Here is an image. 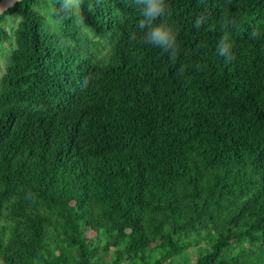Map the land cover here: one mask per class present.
<instances>
[{
	"label": "trees",
	"instance_id": "1",
	"mask_svg": "<svg viewBox=\"0 0 264 264\" xmlns=\"http://www.w3.org/2000/svg\"><path fill=\"white\" fill-rule=\"evenodd\" d=\"M167 5L174 59L135 0L0 13V264H264V0Z\"/></svg>",
	"mask_w": 264,
	"mask_h": 264
},
{
	"label": "clouds",
	"instance_id": "2",
	"mask_svg": "<svg viewBox=\"0 0 264 264\" xmlns=\"http://www.w3.org/2000/svg\"><path fill=\"white\" fill-rule=\"evenodd\" d=\"M78 3L79 0H62V9L65 12H70ZM135 3L138 5L142 17L139 21V27L146 30L139 36L133 34L132 39L139 40L145 45L158 47L161 51L168 53L170 59H174L178 53L176 31L166 23H154L159 17L166 14L167 0H135ZM55 11L52 9L49 14L54 15ZM199 23L200 21H197V24ZM232 47V42L225 35L217 44V54L225 60H230Z\"/></svg>",
	"mask_w": 264,
	"mask_h": 264
},
{
	"label": "rangeland",
	"instance_id": "3",
	"mask_svg": "<svg viewBox=\"0 0 264 264\" xmlns=\"http://www.w3.org/2000/svg\"><path fill=\"white\" fill-rule=\"evenodd\" d=\"M19 17L17 15H12V16H8L7 19L5 20V24L6 26H8V31L10 32V34H12V30L15 26V21L18 19ZM12 36V35H11ZM14 46V41L13 38L11 37L9 39V41L4 43L3 46V53L1 54L0 57V74H2L5 70V67L8 63V55H9V51L11 50V48H13ZM196 246H191L186 250V255H188L190 258L194 257V253L196 251Z\"/></svg>",
	"mask_w": 264,
	"mask_h": 264
},
{
	"label": "water",
	"instance_id": "4",
	"mask_svg": "<svg viewBox=\"0 0 264 264\" xmlns=\"http://www.w3.org/2000/svg\"><path fill=\"white\" fill-rule=\"evenodd\" d=\"M19 0H0V13L7 10Z\"/></svg>",
	"mask_w": 264,
	"mask_h": 264
}]
</instances>
